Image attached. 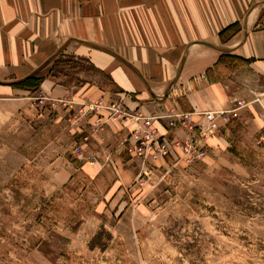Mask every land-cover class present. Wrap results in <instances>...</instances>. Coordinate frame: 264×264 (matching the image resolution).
I'll use <instances>...</instances> for the list:
<instances>
[{"label": "rangeland", "instance_id": "obj_1", "mask_svg": "<svg viewBox=\"0 0 264 264\" xmlns=\"http://www.w3.org/2000/svg\"><path fill=\"white\" fill-rule=\"evenodd\" d=\"M31 89L0 98V264H264V127L210 147L189 116L161 136L122 100ZM146 130L164 150H136Z\"/></svg>", "mask_w": 264, "mask_h": 264}, {"label": "crops", "instance_id": "obj_2", "mask_svg": "<svg viewBox=\"0 0 264 264\" xmlns=\"http://www.w3.org/2000/svg\"><path fill=\"white\" fill-rule=\"evenodd\" d=\"M31 77L49 98L122 100L161 136L189 116L223 148L237 122L264 127V0H0V98L26 100Z\"/></svg>", "mask_w": 264, "mask_h": 264}, {"label": "built area", "instance_id": "obj_3", "mask_svg": "<svg viewBox=\"0 0 264 264\" xmlns=\"http://www.w3.org/2000/svg\"><path fill=\"white\" fill-rule=\"evenodd\" d=\"M207 121H208V126L210 127H216V123H215V117L216 114L215 113H207ZM176 116H180V115H176ZM152 120H154V117H144V121L145 124L150 125L152 123ZM172 124H174L172 122ZM191 128H194V126H190ZM135 133H132L131 135L134 136L135 140H136V150L139 153H143L146 149L145 144L146 143H151V147L150 148H156L157 150H164L165 146H167V143H162L161 137H157L155 138L154 136H152L150 133L148 134V131H142L141 133H139V131H134ZM200 132L202 137L204 136V130L203 128L200 127ZM263 137H261L262 139H264V133L262 135ZM198 140V137H193L192 142L190 144V148L193 150V152H195L196 154H203L205 151V148L203 149V147H198L196 145V142Z\"/></svg>", "mask_w": 264, "mask_h": 264}, {"label": "trees", "instance_id": "obj_4", "mask_svg": "<svg viewBox=\"0 0 264 264\" xmlns=\"http://www.w3.org/2000/svg\"><path fill=\"white\" fill-rule=\"evenodd\" d=\"M62 62L59 61V64H61ZM30 81H35L33 85L29 86V82ZM42 82V78L40 77H31V78H28L20 83H18L19 85H23V86H26V87H33L35 89L39 88L40 84Z\"/></svg>", "mask_w": 264, "mask_h": 264}]
</instances>
